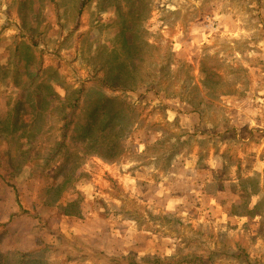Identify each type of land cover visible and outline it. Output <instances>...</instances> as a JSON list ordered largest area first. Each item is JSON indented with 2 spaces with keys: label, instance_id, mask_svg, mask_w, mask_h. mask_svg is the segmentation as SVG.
<instances>
[{
  "label": "rangeland",
  "instance_id": "obj_1",
  "mask_svg": "<svg viewBox=\"0 0 264 264\" xmlns=\"http://www.w3.org/2000/svg\"><path fill=\"white\" fill-rule=\"evenodd\" d=\"M124 62L136 89L108 83ZM46 85L64 100L84 88L82 125L85 101L116 99L117 155L77 133L58 152L60 112L37 131L27 109L14 129L16 102ZM263 128L264 0H0V263L264 264V243L211 212L204 179L223 158L227 213L233 179L264 197L244 179L264 173Z\"/></svg>",
  "mask_w": 264,
  "mask_h": 264
},
{
  "label": "trees",
  "instance_id": "obj_2",
  "mask_svg": "<svg viewBox=\"0 0 264 264\" xmlns=\"http://www.w3.org/2000/svg\"><path fill=\"white\" fill-rule=\"evenodd\" d=\"M134 43V39L131 43H128V47L132 49ZM125 62L117 65L113 72L115 73V77L108 82L111 87L115 90L119 89L120 91H127L131 89H136L138 85L137 79L131 76L133 74L132 70L129 67L125 66ZM134 66H132L133 68ZM116 71V72H115ZM34 83V82H33ZM108 83H105L108 85ZM154 85L153 83H151ZM24 88H26L24 86ZM37 89L42 90L40 96L36 99L31 100L28 104L27 108L21 102H16L14 105L15 116L14 118V129L21 124L22 128H28L26 123H20V117L22 113L26 112L27 109L33 114V124L37 131L40 130L38 123L43 119V117L48 116V114H52L54 112H60L61 122L63 123L62 128H60L61 132V141L58 145V152H60L63 148L67 147V141L69 138L76 134L78 135V139L82 140V144L85 149L89 152L99 153L101 155H110L116 156L118 151V142L121 139L122 130L118 129L117 119L119 118L118 114L115 112V101L116 99H112L110 102V108L105 104L101 103H85V108L90 109L91 118L89 122L85 124H81L80 120H77V113L82 108V99L79 95L82 93L84 88L80 90H73L67 99L60 98L54 91L51 85H46L42 88V86H36ZM28 91V90H27ZM39 95V94H38ZM28 98V97H27ZM103 109L106 110L107 113L106 118L103 120L101 118V112ZM98 131H101L100 133ZM27 134L28 132H24ZM37 132H31L29 134V138H32L36 135ZM81 133V135L79 134ZM97 133L101 135V139L97 138ZM82 136V137H81ZM74 140V137L72 138ZM87 151V152H88ZM1 264V263H0ZM135 264V263H131Z\"/></svg>",
  "mask_w": 264,
  "mask_h": 264
},
{
  "label": "crops",
  "instance_id": "obj_3",
  "mask_svg": "<svg viewBox=\"0 0 264 264\" xmlns=\"http://www.w3.org/2000/svg\"><path fill=\"white\" fill-rule=\"evenodd\" d=\"M197 116L199 117L198 114H197ZM202 116H203V114L200 113L201 118H202ZM209 160H210V164L208 167L209 170L204 171V174H206V176H207V177L205 176L206 178H204V179H205V181H208V183L210 185H212V183L215 182V184L217 186L215 194H213V197H211L212 202L208 206L209 209L211 210V212L215 211L217 213V215L224 217L226 219V225L231 224V226L232 225L236 226L239 230H242V232H247V233L249 232L248 238L250 241V246L252 247L253 250H255L256 247H261V244L263 245V243H264V210L261 212L258 209H259V206L261 205V203L264 199V197L262 196V193L260 194L259 197L257 194H255V195L251 194L252 192L249 189V186L245 187V191H243L242 190V184H243L242 180L239 181V179H233L232 181H229L232 183V188H233V185L236 186L238 182H240V183L237 186L239 188V192L237 193V195H234L236 201L230 202L231 204H229L226 207L227 209L231 210V212L227 213V211L223 210V205L218 201V197H220V196H223V195L232 196L233 195L232 191H230V189H229V186H228V185H230L229 183H225L226 185H224V188H222L223 186L219 187L218 181L222 180L221 178H219V177H221V176H219V174H220L219 170L221 169V167L223 165L224 159L223 158H219V160H218V158L216 159V161H217L216 164L219 165V168H218V166H214L212 164L213 160L211 158ZM195 166H196V164H195ZM262 172H264V171H262ZM254 176H257L258 178H260L262 186L264 187V180H263L264 179V173H260L259 171L254 172L253 174H251L249 176H245L244 179H248L249 177H254ZM206 179H208V180H206ZM221 182H223V181H221ZM181 197H182L181 195L179 197H177L178 199L175 201L174 204H172V202L174 200L171 201V203H170L169 199H167L166 206L167 207L170 206L171 208L177 209L178 207H180L179 205L182 202V199H180ZM247 198L250 199L249 210L243 212L242 209H243V206L245 203V199H247ZM168 209H169V207H168ZM222 211L224 212L225 215H223L221 213ZM232 211L233 212L235 211V213H233Z\"/></svg>",
  "mask_w": 264,
  "mask_h": 264
}]
</instances>
